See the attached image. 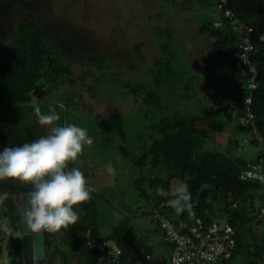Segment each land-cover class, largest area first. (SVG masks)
Masks as SVG:
<instances>
[{"label":"trees","instance_id":"obj_1","mask_svg":"<svg viewBox=\"0 0 264 264\" xmlns=\"http://www.w3.org/2000/svg\"><path fill=\"white\" fill-rule=\"evenodd\" d=\"M177 1L171 0L172 5L179 4ZM207 1L214 6L213 12L217 13V17H205L196 23L195 33L210 37L206 46L208 56L223 59L225 66L239 69L238 88L229 94L232 100L224 105L209 104L197 112L186 113L173 107L163 92L158 91L159 88H166L171 93L182 87L185 91L183 96L187 98L191 97L190 91H200L195 77H184L189 70L179 65L181 62L173 49V45L182 41L178 24L173 22V26L169 24L160 28L158 34L164 38H161L160 44L162 54L154 60L150 80L121 81L119 91L121 100H131L138 108H144V115L149 118V125L144 123L143 130L135 137L137 152L130 155V161L137 169L131 185L137 196L145 199L150 207L153 202L159 204L165 201L166 214L182 232L193 237L198 236L194 224L196 218H201L206 224L214 219L231 224L236 233L237 246L234 256L224 263L242 257V264H264V234L252 227L254 222L260 225L264 222L256 216L257 206L264 202L261 185L253 180L240 179L241 171L248 162L260 157V151L257 157L250 160L235 156L230 153L229 146L239 147V141L232 137L228 139V148L207 146L213 129H217V125H209L210 121L227 120L231 131L245 128L251 132L249 126L241 125L237 119L249 95L252 96L251 105L256 114L258 131L264 135V0L228 2V7L251 28V40L256 47L251 60L257 70L253 88L248 84L247 69L236 64L239 34L232 29L229 19L223 16L218 0ZM217 20L222 21L220 27L214 26ZM83 60L87 69L77 74L65 51L51 43L46 28L37 18L23 17L14 24L11 34L0 46V149L20 145L46 134L47 127L38 123L35 108L38 107L41 113L54 111L59 117L56 122L66 123L67 118L75 113L77 90L96 95L98 85L106 75L111 77L109 81L119 80V74L112 69L105 55L86 51ZM91 70L99 72L101 76L97 75L90 81L88 74ZM34 97L39 101L32 105ZM228 108L234 112L231 113ZM98 124L101 130L95 139L102 133H106L108 138L113 136V140L116 135L117 138L120 136L115 131L118 122L111 123L103 117ZM121 135L125 139L126 132ZM251 139L257 144L252 132ZM68 166L79 167L89 182L95 181L98 175L95 170L77 165L74 161H70ZM174 179L184 183L182 191L186 189L190 193L188 201L181 202L176 219L169 215V212L177 210L168 204V200L176 198L182 191L172 194L171 182ZM0 187V232L7 220L9 232L3 237L9 239L10 264H24L20 194L29 191L31 184L18 178L0 177ZM100 198H103V194L94 188L87 201L74 206L79 213L77 221L66 229H60L66 246L59 244L55 232L45 231L44 264H57V261L59 264H70L73 257H78L81 264H95L97 251L85 242L89 230L100 239L114 241L122 249L123 260L127 264H133L138 257L151 252V247L136 234L130 216L122 217L109 232L102 229L104 221Z\"/></svg>","mask_w":264,"mask_h":264},{"label":"rangeland","instance_id":"obj_2","mask_svg":"<svg viewBox=\"0 0 264 264\" xmlns=\"http://www.w3.org/2000/svg\"><path fill=\"white\" fill-rule=\"evenodd\" d=\"M177 2L179 4L173 6L171 0H0V46L11 34L18 20L23 17H35L46 28L51 43L65 51L77 74L87 69L83 54L92 51L105 55L112 69L120 76L119 82L109 81L111 77L108 75L103 77L96 95H91L86 90H77L79 94L76 95L77 105L74 104L75 113L72 115L73 118L68 117L66 120V123H76L87 129L93 140L91 145L84 146L82 153L74 162L98 172L105 171L102 176L96 175V180L90 182L103 194V198H100V207L104 221L102 229L105 232H109L125 215L133 219L132 225L139 238L153 227L149 213L150 205L145 199L137 196L131 185L137 169L130 161L131 153L137 152L135 137L143 130L144 123H149V118L144 115V108H138L131 100H121L119 91L122 87L121 81L150 80V69L154 66V60L162 54L160 49L162 37L158 34L160 28L175 22L181 32L186 31L184 36L189 41L188 45V41L185 43L184 40L173 45L181 62L179 65L189 70L184 77L192 75L206 84L207 79L212 78V81L209 82L210 89L206 92L196 93L192 90L195 92L193 94L190 91V98L183 96L185 91L181 89L182 87L171 93L166 88H159L158 91L163 92L170 104L182 113L197 112L205 105L219 106L228 102L224 100L226 95L224 90L228 86L225 78L213 81L214 75L223 74L226 61L208 56L206 46L210 37L195 33L196 23L205 17L216 16L213 12L214 6L207 0H198L194 3L191 0ZM189 32L194 33L190 35ZM88 75L90 81L97 75L101 76L95 70H91ZM105 79L109 80L104 82ZM38 101V98L34 97L32 105ZM228 111L234 112L231 108H228ZM103 117L111 123L118 122L115 131L120 136L117 138L116 135L115 140L111 139L113 136L108 138L106 133L95 139L97 132L101 130L98 122ZM215 122H209L210 126L217 125V129L213 131L207 146L228 148L230 136H227L226 132L232 133L229 128L230 122L223 119ZM123 132H126L125 139L121 135ZM233 133L232 135L239 141V147L229 146L230 153L244 159H253L259 146L253 142L247 143L246 140L251 139V132L244 128ZM183 186V182H173L175 192ZM1 196L0 187V199ZM169 215L176 219L178 211L169 212ZM252 227L264 234V222L261 225L254 222ZM8 232L9 222L6 220L0 232L2 247L0 264H10L9 239L3 237ZM60 232V230L55 232L59 244L66 246V239L61 238ZM243 260L242 257H238L231 263L223 264H242ZM70 264H81V260L73 257Z\"/></svg>","mask_w":264,"mask_h":264},{"label":"clouds","instance_id":"obj_3","mask_svg":"<svg viewBox=\"0 0 264 264\" xmlns=\"http://www.w3.org/2000/svg\"><path fill=\"white\" fill-rule=\"evenodd\" d=\"M46 134L20 145L0 149V177L18 178L31 184L26 194L24 220L33 231L56 232L74 224L79 216L74 206L87 201L94 191L84 172L69 167L93 140L87 129L76 123H57L54 111L34 109ZM190 193L185 189L168 204L177 211Z\"/></svg>","mask_w":264,"mask_h":264},{"label":"built area","instance_id":"obj_4","mask_svg":"<svg viewBox=\"0 0 264 264\" xmlns=\"http://www.w3.org/2000/svg\"><path fill=\"white\" fill-rule=\"evenodd\" d=\"M229 0H218V7L223 16L229 19L230 26L240 36L239 51L237 52L238 66L248 71V84L255 87L257 75L256 66L251 57L256 53V47L251 40L250 30L242 20L228 7ZM222 21L214 22L220 27ZM252 96L245 98L244 110L237 116L241 125H247L252 132V138L257 141L260 157L256 161L248 162L240 173L241 180H253L261 185L264 196V135L257 128L256 114L252 109ZM251 143L252 139L246 140ZM165 201L159 204L153 202L150 219L160 229L161 239L171 246V254L165 262L156 259L152 252H146L138 257L133 264H223L234 256L237 246L234 228L224 220L214 219L207 224L201 218H196L197 237L182 232L174 221L166 214ZM257 219L264 221V202L256 208ZM187 226V224H186ZM85 242L97 251L95 264H127L123 260L122 249L112 240L100 239L87 231Z\"/></svg>","mask_w":264,"mask_h":264},{"label":"crops","instance_id":"obj_5","mask_svg":"<svg viewBox=\"0 0 264 264\" xmlns=\"http://www.w3.org/2000/svg\"><path fill=\"white\" fill-rule=\"evenodd\" d=\"M216 14V17H217V13H215ZM180 32H181V30H180ZM185 32L186 31H184V32H181L180 33V38L182 39V40H184L185 41V43H186V41H188V40H186V38H185V36H186V34H185ZM185 35V36H184ZM188 43H189V41L187 42V45H188ZM189 48V47H188ZM190 50V49H189ZM191 51V50H190ZM194 64V63H193ZM214 68V67H213ZM212 68V69H213ZM197 70V69H196ZM240 71H239V69H232L229 65H227V66H225L224 67V71H223V74L221 75V78H225V80L227 81V87L225 88V90L224 91H226L225 93H226V95H225V99L224 100H228V101H231L232 100V96L231 95H229L230 93H233V92H235V88H238L237 87V85H238V83H239V79H240ZM226 75H228V76H226ZM219 76L220 75H214L213 77V81L215 82V81H217L218 79H219ZM196 78V81H197V83H198V89H199V91L201 92H206L207 90H209L210 89V85H209V82L210 81H212V78H210V80H206V82L208 83V84H206L205 83V81H203V80H201V79H197V77H195ZM211 83V82H210ZM216 124V123H215ZM215 126V125H214ZM216 129L214 128L213 129V131H215ZM235 131H238V130H232L231 132L233 133H235ZM232 133L231 134H228L227 132H226V135L227 136H230V137H232L233 139L234 138H236V137H234V135H232ZM233 133V134H234ZM229 137V138H230ZM237 139V138H236ZM259 152V149L257 150V152H256V154H255V157H257V153ZM255 157H253V158H255ZM96 172H98V171H96ZM105 173V171H100V172H98V177H99V175L100 176H102L103 174ZM174 181H179V180H177V179H174L172 182H171V192H172V194H175V193H179V192H181L182 191V189H183V187H182V189H180L178 192H175L174 190H173V182ZM181 182V181H180ZM259 205H260V203H259ZM152 222V221H151ZM153 223V222H152ZM140 240H142V241H144L147 245H149L150 247H151V252L154 254V256L156 257V259L158 260V261H160L161 263L162 262H165V261H167L168 259H169V256H170V254H171V246L169 245V244H165L163 241H162V239H161V231H160V229L153 223V227L152 228H150V229H148L147 230V232H145L144 233V236L143 237H140Z\"/></svg>","mask_w":264,"mask_h":264},{"label":"water","instance_id":"obj_6","mask_svg":"<svg viewBox=\"0 0 264 264\" xmlns=\"http://www.w3.org/2000/svg\"><path fill=\"white\" fill-rule=\"evenodd\" d=\"M20 194L22 258L24 264H44L46 261L45 231H33L24 220L23 210L26 206V194Z\"/></svg>","mask_w":264,"mask_h":264}]
</instances>
